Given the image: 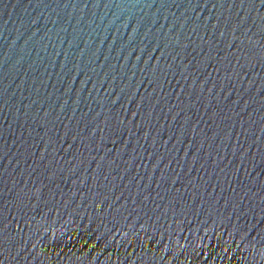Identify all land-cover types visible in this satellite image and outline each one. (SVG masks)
Segmentation results:
<instances>
[{"label": "water", "instance_id": "water-1", "mask_svg": "<svg viewBox=\"0 0 264 264\" xmlns=\"http://www.w3.org/2000/svg\"><path fill=\"white\" fill-rule=\"evenodd\" d=\"M0 264H264V0H0Z\"/></svg>", "mask_w": 264, "mask_h": 264}]
</instances>
